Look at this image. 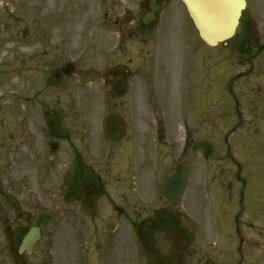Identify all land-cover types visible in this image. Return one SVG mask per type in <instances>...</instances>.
I'll use <instances>...</instances> for the list:
<instances>
[{
    "label": "flooded vegetation",
    "instance_id": "af4514ba",
    "mask_svg": "<svg viewBox=\"0 0 264 264\" xmlns=\"http://www.w3.org/2000/svg\"><path fill=\"white\" fill-rule=\"evenodd\" d=\"M121 1V9L113 0H98L95 7L101 29L109 35L120 34L118 46H59L33 41V80L0 78V197L8 199L9 207L0 220L8 230L16 232L18 248L27 231L39 223L33 218L38 198L56 197L66 204L78 205L80 214L95 229L108 228L111 223L128 224L141 244L149 242L157 230L182 221L181 209L157 197L159 182L173 163H165V149L168 147L175 157L181 156L180 144L166 140L168 119L150 126V119H157L156 111L151 110L154 102L147 82H143L141 92L137 88L133 93L132 82L125 95L115 94L120 90L118 82L130 76L133 69V60L122 44L127 36L157 23L170 0H139L136 7L132 0ZM245 1L234 37L217 47L250 70L242 74L247 78L254 71L264 70V0ZM15 2L9 3L13 16L16 7L11 4ZM5 3L0 0V5ZM71 4L81 9V19L91 18L89 3L78 0ZM150 15H155L156 20L147 25ZM10 35L11 31L5 32L1 42L10 41ZM84 35L93 36L85 43H95L94 35ZM0 51L11 53V59L4 63L15 67L16 47L4 44ZM109 114L121 117L126 125L122 140L112 144L105 142L102 133V121ZM61 166L64 189L37 188ZM252 177L253 174L238 175V264H264V175L255 176V184L248 179ZM229 178L219 180L213 176L220 205L236 197L235 180ZM82 223H87L83 217ZM220 229L229 232L226 225ZM8 245L14 251V243ZM219 260L213 254L204 264H227ZM79 263L85 264L83 256Z\"/></svg>",
    "mask_w": 264,
    "mask_h": 264
},
{
    "label": "rangeland",
    "instance_id": "374dc122",
    "mask_svg": "<svg viewBox=\"0 0 264 264\" xmlns=\"http://www.w3.org/2000/svg\"><path fill=\"white\" fill-rule=\"evenodd\" d=\"M5 1L0 5V46H15L17 52L15 67L11 68L4 63L11 59V53L0 51V78L5 81L8 78L33 80V41L43 45H94L85 43L92 40L85 32L96 36L101 47L107 46V40L108 45L118 44L117 34L106 37L95 21L98 0H80L91 5L90 19L94 20L81 19V9L71 4V1L77 4L78 0H16V5L11 4L16 7L14 20L10 12L13 7L9 4L14 0ZM113 1L119 9L124 7L121 0ZM137 2L132 0V5L136 7ZM9 31L11 39L3 44L1 39L5 38L1 36ZM127 44L128 56L134 61L132 75L135 84H139L138 92L146 80L153 107L169 117L170 133L166 140L180 144V158L169 152L168 147L165 149L168 152L165 163H173L164 180L177 161L189 162L192 166L188 196L176 204L184 212L182 232L159 231L153 237L155 252L150 249L151 242L137 251L136 235L130 225L121 223L111 234L104 226L95 229L80 214L78 205L66 204L56 197L38 198L33 218L36 220L47 211L56 215L55 223L43 229L42 241L32 256H19L15 250L8 252L7 246L11 241L16 243V232L8 230L0 221V264H77L79 255L84 256L85 264H165L171 255L178 259V264H204L216 253L219 261L227 264H234L239 258L236 220L240 215L241 187L238 175L253 174L254 177L248 178L253 184L255 176L264 175V70L247 78L236 77L244 68L221 48H210L201 41L181 0H171L161 21L145 36L123 45ZM258 84L261 88L253 90ZM201 140H208L214 146L209 159L191 151L190 146ZM185 141L187 149H184ZM63 174L61 166L50 179L43 184L39 182L37 188L63 189ZM213 176L219 180L231 176L235 180L236 197L232 202L220 205L212 184ZM7 201L6 197H0V218L9 212ZM215 225H226L229 234L220 232ZM106 239H111L107 246L102 242ZM128 241H133L134 246ZM215 247L221 251L215 253Z\"/></svg>",
    "mask_w": 264,
    "mask_h": 264
},
{
    "label": "water",
    "instance_id": "95a60500",
    "mask_svg": "<svg viewBox=\"0 0 264 264\" xmlns=\"http://www.w3.org/2000/svg\"><path fill=\"white\" fill-rule=\"evenodd\" d=\"M191 15L201 38L208 45H217L219 42L226 41L233 36L245 8L244 0H182ZM123 93V92H121ZM116 118L113 116L105 119L103 132L105 139L109 142L114 134V124ZM120 135V133H117ZM120 137L116 138L118 140ZM195 152H202L208 158L213 147L208 141L196 143ZM187 170L185 165L177 168V172L169 178L163 190V196L170 202L178 201L183 198L185 189L188 186L186 177ZM44 219H42L43 221ZM46 225V223H43ZM40 228L33 227L25 236L20 252L27 250L32 252L35 244L40 240Z\"/></svg>",
    "mask_w": 264,
    "mask_h": 264
}]
</instances>
